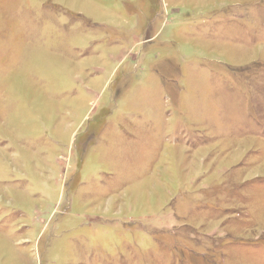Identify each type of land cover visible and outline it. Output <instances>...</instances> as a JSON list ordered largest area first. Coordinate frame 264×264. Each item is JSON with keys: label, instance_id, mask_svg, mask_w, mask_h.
Masks as SVG:
<instances>
[{"label": "rangeland", "instance_id": "obj_1", "mask_svg": "<svg viewBox=\"0 0 264 264\" xmlns=\"http://www.w3.org/2000/svg\"><path fill=\"white\" fill-rule=\"evenodd\" d=\"M0 264H264V0H0Z\"/></svg>", "mask_w": 264, "mask_h": 264}]
</instances>
